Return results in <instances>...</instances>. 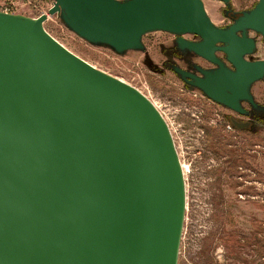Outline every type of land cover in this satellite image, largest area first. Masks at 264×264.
<instances>
[{"label":"water","instance_id":"obj_1","mask_svg":"<svg viewBox=\"0 0 264 264\" xmlns=\"http://www.w3.org/2000/svg\"><path fill=\"white\" fill-rule=\"evenodd\" d=\"M55 14L120 53L142 49L149 32L175 35L214 66L173 67L180 79L247 115L242 103L257 107L250 89L264 79V60L249 58V33L264 40V0L224 28L202 0H53L35 19L0 12V264H177L185 191L167 125L135 88L50 37L42 24Z\"/></svg>","mask_w":264,"mask_h":264},{"label":"rangeland","instance_id":"obj_2","mask_svg":"<svg viewBox=\"0 0 264 264\" xmlns=\"http://www.w3.org/2000/svg\"><path fill=\"white\" fill-rule=\"evenodd\" d=\"M202 2L211 22L224 28L258 0ZM52 4L53 0H0V12L35 19L47 14ZM42 28L80 59L135 88L166 123L184 170L185 210L177 264H264V79L250 89L257 107L243 102L248 114L240 115L190 89L173 71L179 66L191 71L192 60L193 66H213L179 49L173 34L146 33L142 49L120 53L80 37L58 14L48 15ZM249 35L256 38V50L249 58L264 60L263 38ZM192 37L196 36H183ZM174 42L182 58L171 54ZM237 119L248 126L235 128L231 120Z\"/></svg>","mask_w":264,"mask_h":264},{"label":"flooded vegetation","instance_id":"obj_3","mask_svg":"<svg viewBox=\"0 0 264 264\" xmlns=\"http://www.w3.org/2000/svg\"><path fill=\"white\" fill-rule=\"evenodd\" d=\"M186 40H188V41H192V42H196V41H198L199 39L198 38H196V37H192V38H190V39H187V38H185ZM174 44H175V42H174ZM175 47H174V50H172V52H171V54H176V57H178V58H182V57H180L178 54H180L179 52H181V51H179L178 50V47H177V45L175 44L174 45ZM189 53H191V52H189ZM194 57H197V58H199L200 60H202V61H205V62H207L206 60H204L203 58H201V57H199V56H197V55H195L194 53H191ZM217 56H218V54H216ZM219 58H222L223 59V57H220V56H218ZM227 64V63H226ZM193 65H196L195 64V62H193V60H192V62H190L189 63V67L191 68V71H190V69H186V68H184V67H182V66H179L181 69H183V70H189L190 72H193L192 71V69L194 68V66ZM199 65V64H198ZM228 65V64H227ZM229 66V65H228ZM200 67H202V66H200ZM213 67V66H212ZM212 67H209V68H212ZM187 68H188V65H187ZM203 69H209V68H205V67H202ZM195 74L197 75V76H200V74L198 73V72H195ZM231 124L235 127V128H238V129H244V128H246V126H248V123H245V122H243V120L242 119H237V120H231Z\"/></svg>","mask_w":264,"mask_h":264},{"label":"bare ground","instance_id":"obj_4","mask_svg":"<svg viewBox=\"0 0 264 264\" xmlns=\"http://www.w3.org/2000/svg\"><path fill=\"white\" fill-rule=\"evenodd\" d=\"M147 99V98H146ZM180 166H181V170H182V175L184 176V170H183V167H182V165L180 164ZM183 180H184V177H183ZM185 210V209H184Z\"/></svg>","mask_w":264,"mask_h":264}]
</instances>
